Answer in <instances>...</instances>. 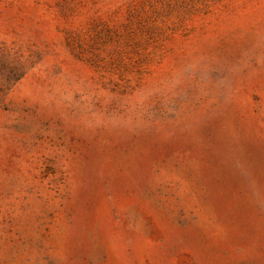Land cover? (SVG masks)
I'll use <instances>...</instances> for the list:
<instances>
[{"label":"rangeland","instance_id":"1","mask_svg":"<svg viewBox=\"0 0 264 264\" xmlns=\"http://www.w3.org/2000/svg\"><path fill=\"white\" fill-rule=\"evenodd\" d=\"M0 264H264V0H0Z\"/></svg>","mask_w":264,"mask_h":264}]
</instances>
